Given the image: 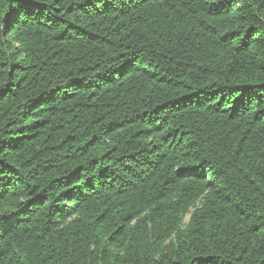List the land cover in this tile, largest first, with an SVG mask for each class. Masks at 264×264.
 I'll use <instances>...</instances> for the list:
<instances>
[{
	"label": "trees",
	"instance_id": "obj_1",
	"mask_svg": "<svg viewBox=\"0 0 264 264\" xmlns=\"http://www.w3.org/2000/svg\"><path fill=\"white\" fill-rule=\"evenodd\" d=\"M0 264H264V0H0Z\"/></svg>",
	"mask_w": 264,
	"mask_h": 264
}]
</instances>
